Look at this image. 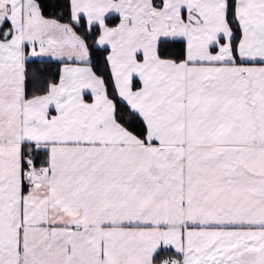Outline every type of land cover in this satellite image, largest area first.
I'll use <instances>...</instances> for the list:
<instances>
[{
  "label": "snow or ice",
  "instance_id": "1",
  "mask_svg": "<svg viewBox=\"0 0 264 264\" xmlns=\"http://www.w3.org/2000/svg\"><path fill=\"white\" fill-rule=\"evenodd\" d=\"M0 264H264V0H0Z\"/></svg>",
  "mask_w": 264,
  "mask_h": 264
}]
</instances>
